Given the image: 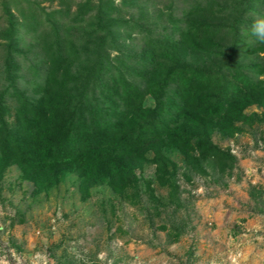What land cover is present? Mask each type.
I'll return each instance as SVG.
<instances>
[{
  "label": "rangeland",
  "instance_id": "obj_1",
  "mask_svg": "<svg viewBox=\"0 0 264 264\" xmlns=\"http://www.w3.org/2000/svg\"><path fill=\"white\" fill-rule=\"evenodd\" d=\"M194 1L198 0H113L117 8L113 16L137 21L153 34L161 32V23L171 34L176 27L172 37L178 38L188 31L182 17ZM248 1L236 47L222 42L218 56L192 61L187 55L185 61L218 72L231 85L244 88L238 80L242 76L264 88V44L250 31L252 23L264 17V0ZM58 8L57 4L48 7L47 13ZM83 16L88 21L85 28L97 26L95 11ZM124 31L105 50V90L96 91V103L85 101L102 125L113 118L100 122L101 116L120 108L116 82L122 78L144 86L139 75L145 63L144 37L140 33L126 37ZM93 33H84L85 57L72 65L65 82L75 98L82 83L76 79H83L99 38L94 40ZM25 34L24 29L15 34L21 40L15 46L19 54L14 55L11 71L4 60L6 48L0 46V101L6 111L3 121L10 129L17 126L15 94L32 105L43 96L47 70L41 46L49 47L53 41L48 38L43 45ZM176 89L173 85L164 116L168 127L176 121L180 106ZM244 114L255 116L253 125L235 122L237 134L225 136L213 128L210 135L229 160L221 164L200 160L202 173H197L164 139L159 151L146 153L147 162L134 168L131 183L119 193L108 179L87 186L75 169L38 192L23 179L19 167L10 165L0 175V264H264V105H251ZM191 155L199 158L196 151Z\"/></svg>",
  "mask_w": 264,
  "mask_h": 264
},
{
  "label": "trees",
  "instance_id": "obj_2",
  "mask_svg": "<svg viewBox=\"0 0 264 264\" xmlns=\"http://www.w3.org/2000/svg\"><path fill=\"white\" fill-rule=\"evenodd\" d=\"M55 4L59 8L47 13ZM249 4L248 0L194 1L182 17L188 31L174 38L176 27L171 34L161 23V32L153 34L137 21L128 23L113 16L117 10L113 0H0V46L6 48L8 71L15 68L14 55L19 54L15 49L21 40L15 38L18 31L24 29L26 36L33 35L30 40L43 45L48 38L53 39L49 47L41 46L47 70L43 96L32 105L22 94H15L19 108L14 129L3 121L6 111L0 101V175L15 165L39 192L55 185L64 172L75 169L87 186H99L108 179L112 190L119 193L131 183L134 168L147 162L146 153L159 151L164 139L197 173H202L200 160L212 159L218 164L229 160L210 141L211 132L217 128L223 135L233 136L238 133L235 122L253 125L255 116L244 114V109L264 105V88L242 76L238 80L244 88L231 85L218 72L200 69L185 57L190 55L195 61L196 57L218 56L222 42H231V49L236 47L238 27ZM90 10L95 11L98 24L85 28L88 21L83 20V13ZM221 15L225 16L222 21ZM122 30L126 37L135 33L144 37L145 63L139 73L144 86L122 78L116 82L120 108L101 116L100 122L113 118L102 125L93 106L85 105V101L96 103V91L100 94L105 90V50ZM89 32H95L91 35L94 40L99 38L83 79H76L82 83L75 98L65 82L72 65L85 57L81 42ZM173 85L180 106L176 121L168 127L164 116L170 108ZM147 96L155 101L154 108L143 107ZM195 151L198 159L191 155Z\"/></svg>",
  "mask_w": 264,
  "mask_h": 264
},
{
  "label": "clouds",
  "instance_id": "obj_3",
  "mask_svg": "<svg viewBox=\"0 0 264 264\" xmlns=\"http://www.w3.org/2000/svg\"><path fill=\"white\" fill-rule=\"evenodd\" d=\"M250 31L252 36L255 37V39L257 40V42L264 44V17L255 20L251 25ZM143 107L145 109L149 107L154 108L155 101L151 97H148L145 99Z\"/></svg>",
  "mask_w": 264,
  "mask_h": 264
}]
</instances>
